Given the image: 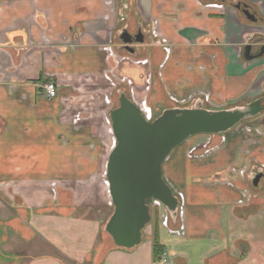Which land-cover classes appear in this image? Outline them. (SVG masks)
<instances>
[{"label":"crops","instance_id":"obj_1","mask_svg":"<svg viewBox=\"0 0 264 264\" xmlns=\"http://www.w3.org/2000/svg\"><path fill=\"white\" fill-rule=\"evenodd\" d=\"M139 30L146 41L134 53L123 49L120 33ZM106 72L137 104L148 101L142 90L152 80L164 110L264 103V0H0V264H38L31 257L47 243L37 239L32 217L54 238L60 232L85 238L87 224L73 232L74 219L88 218L79 212L106 209V187L94 186L106 154L96 137L100 118L79 103L80 86ZM49 82L58 87L54 97ZM167 93L179 106L168 104ZM263 112L226 132L190 136L163 161L164 178L181 191L184 208L152 210L146 236L154 247L158 230L167 258L160 264H264ZM81 192L88 193L84 199ZM96 221L101 231L103 217ZM144 242L143 231L132 248L100 238L83 256L89 264H116Z\"/></svg>","mask_w":264,"mask_h":264},{"label":"water","instance_id":"obj_2","mask_svg":"<svg viewBox=\"0 0 264 264\" xmlns=\"http://www.w3.org/2000/svg\"><path fill=\"white\" fill-rule=\"evenodd\" d=\"M248 18L256 15L245 6ZM110 112L116 145L107 162L109 192L115 205L106 230L119 247L132 248L142 241L151 221L148 199L153 198L174 213L179 204L162 173V163L181 142L200 133H222L264 110L260 100L242 109L210 111L202 107L171 108L149 120L125 94ZM262 174L254 180L257 185Z\"/></svg>","mask_w":264,"mask_h":264},{"label":"rangeland","instance_id":"obj_3","mask_svg":"<svg viewBox=\"0 0 264 264\" xmlns=\"http://www.w3.org/2000/svg\"><path fill=\"white\" fill-rule=\"evenodd\" d=\"M107 45L109 48V53H110L109 55L113 58V60L115 61V63L117 65H120L121 60L118 57H115L118 55L113 54L112 46H110V44H107ZM125 58L129 59V56L126 55ZM111 59H109V60H111ZM144 61L145 60H142V62H144ZM110 67L112 69V67H113L112 62H111ZM113 69H114V67H113ZM97 79H98L97 81H92V80L86 81L85 84L90 83L91 86H89V85L86 86L88 88H86L85 90L82 89L83 88L82 86H80V88H79L80 102L79 103L81 105H82V103H84V105H85V106L82 105V108L80 107V111H82L84 109H91L93 111H97V114L99 115V118H100L99 122H97V124H96L98 129H99L98 132L96 133V137L99 136L100 137L99 140L101 142L105 143L104 146L106 145V147H105L106 148V152H105L106 154H105V158H104L105 164H104L103 174L102 175L100 174L101 176H100V178L97 179V181L95 180L96 182L94 183V186L101 188V186L104 185L106 187V209L103 210V209L98 208L97 210H94V211H92V210L85 211L84 210V212L83 211L79 212L80 215H83V214L88 215V218L84 219V220L74 219L73 232H75L79 227H82L83 225L87 224L89 226L87 228V235L88 236L84 235L85 238H83L81 236H77L72 231L71 232L73 233V237L65 236V235L61 234V232H60V235H57V237L54 238L52 233L47 232L45 230V226H46V228L49 227L47 224L45 226L39 225V223L37 221H35L34 218L32 217L29 221V224L31 225L32 229L34 230L35 234L37 235V239H39V241H41V243H44V242L47 243V244H43V245H45V247H44L45 252L43 254L41 253L43 256L40 253H36V254H33L31 257V259L36 260L38 264H89L90 261H87L83 255H86L87 251L91 248V246L95 245V241H98V240H100V238H103L105 240V244H106V241H108V240L111 243H113V241L111 240L112 238H110L111 237L110 234L106 230V224H107L108 220L110 219L111 215L114 213L115 205L112 201V197H111L110 192H109L107 173L106 172H107L108 157H109L111 150L116 145V140H115V137H114L113 132H112L111 123H110L111 122L110 116L109 115L106 116V113L109 114V110L112 109V107L114 105H118V97H119L121 91H119L114 85L110 84V82H113V81H112V79H110V73L109 72H106V78L105 77H103V78L99 77ZM124 84L126 85L127 89L129 88L128 92H131L132 91V85H131L130 78L127 79L124 82ZM154 89L155 88L153 87V81L150 79L149 80L146 79V84L143 86L142 91L147 90L146 92H147L148 101L146 99L139 101V104L144 109L141 112L144 114V116L146 118H148L151 121H153L154 119L159 117L166 110V109L164 110V108L167 105V104H165L164 94L161 92L159 93V87H157L155 89L158 92H156V91L154 92ZM91 97H94V98L92 99ZM165 97H167V101L170 102V103L168 102V104L171 107H173V106L175 107V105L179 106L178 104H180V103L171 99L168 93L165 95ZM244 107H246V105H244L241 108H244ZM145 112L148 114H146ZM104 118H105V120H107V122H109V128H107V129L104 126V124H105ZM249 118H251V117H248V118H246L248 120L243 121L244 124L249 121ZM163 178H164V175H163ZM164 180L166 181L165 178H164ZM166 183L169 185L168 181H166ZM68 184H69V182L64 183V185L66 187H69ZM87 185L88 184L86 182H80L79 187H80V189H83L84 187H87ZM172 191H173V189H172ZM174 192H175L174 195H176L178 197V201H179V204L177 206V211H178V208H180L182 210V208H184V206L182 205L183 204V195H182L181 191H179V190H175ZM87 194H88L87 192H84V194L81 192L80 198L84 199L87 196ZM98 196H101V193H99V192L95 193V199ZM148 205L150 206V212L152 215V210L154 211L155 208L160 209L163 204L160 202H157L153 198H150V199H148ZM165 208L167 210H169L166 206H165ZM160 210H162V209H160ZM180 213L181 212H178V215ZM96 217H103L104 222H103L101 231L98 228V226H96V224H97ZM178 217H180V216H178ZM48 218H50V217H48ZM63 220H65V218H63ZM152 226L153 225H151V227H150V225L144 227L143 234H145V242H144L143 246H141V248H139L137 255L127 254L125 259L117 260L116 264H151L152 263L153 240H147L148 237L146 236L147 232H150L152 230ZM93 229H94V231L92 232ZM80 239H86L87 241L85 243H79V241H81ZM114 244H112V247H114ZM31 246H32V248L38 247V245L33 244V243L31 244ZM98 247H101V244H99ZM40 250H41V248L39 249V251ZM123 251H125V250H123ZM41 252H42V250H41ZM129 253H131V252H129ZM36 255H37V257H35ZM101 264H106V261H104Z\"/></svg>","mask_w":264,"mask_h":264},{"label":"flooded vegetation","instance_id":"obj_4","mask_svg":"<svg viewBox=\"0 0 264 264\" xmlns=\"http://www.w3.org/2000/svg\"><path fill=\"white\" fill-rule=\"evenodd\" d=\"M152 26L150 27H148V33H149V35L150 34H152L153 36H155V33H154V31L152 30ZM156 36L158 37V35L156 34ZM155 36V37H156ZM146 35H145V33L142 31V30H139V31H136V32H133V33H130V32H128V31H122L121 33H120V37H119V40H120V42H121V44H122V48L123 49H126L128 52H135L136 51V49H135V45H137V44H141V43H143V42H145L146 41ZM112 46V45H111ZM122 94H125L126 96H127V94L126 93H120V95H119V97H118V105H120L119 104V98H120V96L122 95ZM128 97V96H127ZM129 98V97H128ZM129 99H131V98H129ZM132 100V99H131ZM133 101V100H132ZM134 102V101H133ZM135 103V102H134ZM136 105H138L139 107H140V110L141 111H143L144 109L142 108V106L140 105V104H137V103H135ZM118 105H114L113 107H112V109H111V111L113 110V109H115V108H117V107H119ZM260 105L262 106V107H264V103H263V100H261L260 99ZM196 107H199V106H196ZM178 108H186V107H178ZM192 108H194V107H192ZM167 110V109H166ZM110 111V112H111ZM146 113V112H145ZM146 114H148V113H146ZM109 116H110V113H109ZM173 193L175 194V192L173 191ZM176 196V195H175ZM177 197V196H176ZM178 198V197H177ZM156 204V203H155Z\"/></svg>","mask_w":264,"mask_h":264},{"label":"trees","instance_id":"obj_5","mask_svg":"<svg viewBox=\"0 0 264 264\" xmlns=\"http://www.w3.org/2000/svg\"><path fill=\"white\" fill-rule=\"evenodd\" d=\"M158 230L155 231V238H154V261L157 264H160L163 255L165 254V247L159 241V235L157 233Z\"/></svg>","mask_w":264,"mask_h":264},{"label":"built area","instance_id":"obj_6","mask_svg":"<svg viewBox=\"0 0 264 264\" xmlns=\"http://www.w3.org/2000/svg\"><path fill=\"white\" fill-rule=\"evenodd\" d=\"M47 93L50 97H54L58 94V87L54 82H49L45 86ZM178 210H181L178 208ZM167 261V258L165 257V254L163 255L161 261L159 263H165Z\"/></svg>","mask_w":264,"mask_h":264}]
</instances>
